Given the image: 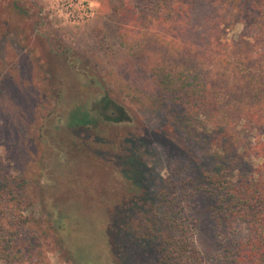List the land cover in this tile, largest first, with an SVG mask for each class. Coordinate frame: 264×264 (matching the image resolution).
Listing matches in <instances>:
<instances>
[{
  "label": "trees",
  "instance_id": "1",
  "mask_svg": "<svg viewBox=\"0 0 264 264\" xmlns=\"http://www.w3.org/2000/svg\"><path fill=\"white\" fill-rule=\"evenodd\" d=\"M104 13L113 23L93 30V45L105 52L113 38L136 51L149 79L130 100L168 117L200 163L180 180L175 168L157 180L144 174L146 203L109 218V250L76 263L264 264V0H107ZM126 119L106 93L70 103L63 117L72 129ZM246 158L247 173L238 170ZM14 162L0 154V264H49V244L72 252L69 218L35 205L27 193L35 177Z\"/></svg>",
  "mask_w": 264,
  "mask_h": 264
},
{
  "label": "rangeland",
  "instance_id": "2",
  "mask_svg": "<svg viewBox=\"0 0 264 264\" xmlns=\"http://www.w3.org/2000/svg\"><path fill=\"white\" fill-rule=\"evenodd\" d=\"M47 1L0 0V154L35 177L27 193L36 206L50 213L56 206L69 218L63 234L72 252L49 244V264H77L109 250V218L146 203L144 174L157 180L175 168L177 179L186 178L200 155L163 113L148 114L130 100L132 89L149 79L136 51L113 38L105 52L93 45V30L113 23L104 13L107 0H88L93 15L76 24L58 17ZM86 74L100 85L87 82ZM103 93L123 107L126 120L65 126L70 103L88 104ZM251 166L246 158L238 170ZM199 238L210 247L209 230Z\"/></svg>",
  "mask_w": 264,
  "mask_h": 264
},
{
  "label": "built area",
  "instance_id": "3",
  "mask_svg": "<svg viewBox=\"0 0 264 264\" xmlns=\"http://www.w3.org/2000/svg\"><path fill=\"white\" fill-rule=\"evenodd\" d=\"M48 8L62 20L76 24L93 15V7L88 0H48Z\"/></svg>",
  "mask_w": 264,
  "mask_h": 264
}]
</instances>
